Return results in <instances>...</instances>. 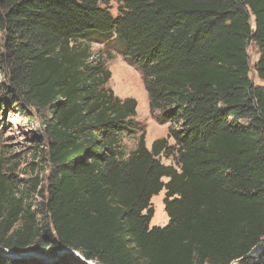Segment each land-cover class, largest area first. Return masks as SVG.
<instances>
[{
	"label": "trees",
	"instance_id": "1",
	"mask_svg": "<svg viewBox=\"0 0 264 264\" xmlns=\"http://www.w3.org/2000/svg\"><path fill=\"white\" fill-rule=\"evenodd\" d=\"M109 2L0 0L3 88L47 111L51 168L45 191L34 181L35 206L0 155V248H68L98 264H264V252L245 259L264 243V85L247 52L255 44L264 82V0H117L115 16ZM93 36L114 37L150 111L178 124L150 148L142 131L123 151L137 102L106 87ZM162 190L168 222L150 226ZM0 264L87 263L0 253Z\"/></svg>",
	"mask_w": 264,
	"mask_h": 264
},
{
	"label": "rangeland",
	"instance_id": "2",
	"mask_svg": "<svg viewBox=\"0 0 264 264\" xmlns=\"http://www.w3.org/2000/svg\"><path fill=\"white\" fill-rule=\"evenodd\" d=\"M117 5V0H110L108 7L113 16L117 14ZM90 45L92 52L102 58L110 71L106 87L112 89L113 93L120 98L132 97L137 102L133 119L137 125L136 132L133 136L125 137V135L122 139L125 153L135 147L136 136L142 131L145 133V144L150 148L154 140L167 136L170 126L178 128V124L174 125L172 118L166 117L165 120H161L162 111L156 110L154 113L150 111L149 97L143 84L141 70L122 55L120 44L115 42L114 37L103 40L98 36H93ZM247 52L250 79L254 84L264 85L255 70V64L259 58L255 44L250 43ZM6 80L2 73L0 75V84H2L0 88V155L5 160L4 168L8 171L7 173L15 177L17 190L29 192L32 204L37 206L43 200L37 191L47 189L51 169L47 157L49 140L39 124V119L47 114V111H37L22 103L17 95L6 93L3 88V85H7ZM167 113L169 114L170 111ZM169 143H173L172 138H169ZM161 162L170 164L171 159L161 156ZM36 180L39 185L37 191L34 192V181ZM164 192L162 190L151 198L154 215L150 226H164L168 222V215L164 211L163 204Z\"/></svg>",
	"mask_w": 264,
	"mask_h": 264
},
{
	"label": "water",
	"instance_id": "3",
	"mask_svg": "<svg viewBox=\"0 0 264 264\" xmlns=\"http://www.w3.org/2000/svg\"><path fill=\"white\" fill-rule=\"evenodd\" d=\"M264 252V243L259 244L258 246H256L252 252L247 255L245 257V259H254L258 256H261V254ZM0 253L4 254V255H11V256H15V257H39V258H54V257H59L65 254H73L74 256H76L77 258H79L81 261L86 262L87 264H98L95 261H86L78 252V254L75 253V251L71 250V249H60L57 253L56 256H49L47 254H43L41 252H28V251H23L20 253L14 252L12 250L9 249H5V248H0Z\"/></svg>",
	"mask_w": 264,
	"mask_h": 264
},
{
	"label": "bare ground",
	"instance_id": "4",
	"mask_svg": "<svg viewBox=\"0 0 264 264\" xmlns=\"http://www.w3.org/2000/svg\"><path fill=\"white\" fill-rule=\"evenodd\" d=\"M158 197H159V195H158ZM163 216H164V212H163ZM75 253L78 254L76 251H75Z\"/></svg>",
	"mask_w": 264,
	"mask_h": 264
}]
</instances>
